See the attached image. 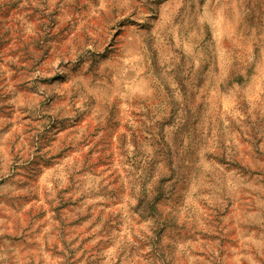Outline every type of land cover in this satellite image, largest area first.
I'll return each mask as SVG.
<instances>
[{
  "label": "rangeland",
  "instance_id": "obj_1",
  "mask_svg": "<svg viewBox=\"0 0 264 264\" xmlns=\"http://www.w3.org/2000/svg\"><path fill=\"white\" fill-rule=\"evenodd\" d=\"M0 264H264V0H0Z\"/></svg>",
  "mask_w": 264,
  "mask_h": 264
}]
</instances>
